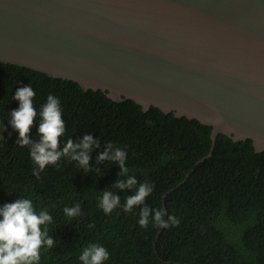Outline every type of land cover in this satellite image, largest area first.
I'll return each mask as SVG.
<instances>
[{
    "label": "trees",
    "instance_id": "1",
    "mask_svg": "<svg viewBox=\"0 0 264 264\" xmlns=\"http://www.w3.org/2000/svg\"><path fill=\"white\" fill-rule=\"evenodd\" d=\"M29 85L37 112L48 95L59 99L66 125L61 148L69 137L100 138L88 174L62 158L39 179L33 175L28 148L16 146L18 131L8 123L10 111L19 107L12 97ZM39 122L38 117L29 134L34 140ZM211 130L196 118L155 106L143 110L132 99L115 101L100 89L83 90L72 80L0 62V207L24 197L37 212L52 214L48 229L56 244L41 249L39 264H83L79 254L93 243L110 253L104 264H264V150L256 152L250 138L234 141L223 133L212 143ZM109 142L127 152L128 175L154 185L145 204L165 209L164 219L171 215L177 225L156 227L150 216L142 228L141 206L123 211L135 190L110 188L119 179V165L95 159ZM104 190L121 201L108 215L98 207ZM77 203L80 215L67 217L63 209Z\"/></svg>",
    "mask_w": 264,
    "mask_h": 264
},
{
    "label": "water",
    "instance_id": "2",
    "mask_svg": "<svg viewBox=\"0 0 264 264\" xmlns=\"http://www.w3.org/2000/svg\"><path fill=\"white\" fill-rule=\"evenodd\" d=\"M0 62L264 150V0H0Z\"/></svg>",
    "mask_w": 264,
    "mask_h": 264
},
{
    "label": "clouds",
    "instance_id": "3",
    "mask_svg": "<svg viewBox=\"0 0 264 264\" xmlns=\"http://www.w3.org/2000/svg\"><path fill=\"white\" fill-rule=\"evenodd\" d=\"M36 93L31 85L17 89L12 97L19 101L18 109L10 111L8 123L18 131L16 146L27 147L29 157L36 167L33 175L39 179L40 173L49 165L59 167L62 158L74 161L88 174L92 169L90 160L94 149H101L100 138L94 139L92 135L84 134L82 138L73 140L70 137L61 148V137L65 136L66 125L62 119L60 101L53 95H48L46 102L39 112L33 105ZM39 117L37 129L38 140H34L29 134ZM6 130L5 125L2 132ZM97 164L109 161L118 164L120 168L119 179L110 186L112 189L135 190V194L126 196L122 205L124 212H132L136 206H141L138 224L147 228L150 222L156 227L168 228L177 225L179 220L169 215L164 219L166 210L154 209L145 204L147 197L154 190V185L148 181L138 182L135 176L128 175L126 166L127 152L115 147L111 142L107 143L95 157ZM100 171V168H95ZM126 177V179H121ZM99 199L98 207L108 215L114 209L121 206L120 196L113 191L104 190ZM79 203L73 207H65L64 214L69 218L80 215ZM53 223L52 214L42 209L37 212L32 200L22 197L11 203H5L0 207V264H39L41 249H53L56 242L50 235L48 226ZM110 257V253L99 244H89L79 254V260L83 264H104Z\"/></svg>",
    "mask_w": 264,
    "mask_h": 264
}]
</instances>
